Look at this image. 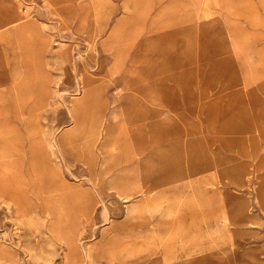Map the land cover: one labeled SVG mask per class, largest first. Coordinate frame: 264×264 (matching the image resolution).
Masks as SVG:
<instances>
[{"label": "rangeland", "instance_id": "374dc122", "mask_svg": "<svg viewBox=\"0 0 264 264\" xmlns=\"http://www.w3.org/2000/svg\"><path fill=\"white\" fill-rule=\"evenodd\" d=\"M255 2L97 0L89 19L86 0L28 1L67 62L50 70L65 100L56 94L35 114L45 89L36 70L11 82V32L22 48L40 24L0 0L10 74L0 75V264H264V0ZM71 29L86 31L61 32ZM100 46L122 83L109 90L119 100L106 110L113 143L99 133ZM68 108L84 146L72 171L56 149ZM84 164L89 178L76 171ZM152 196L159 204L147 207Z\"/></svg>", "mask_w": 264, "mask_h": 264}, {"label": "crops", "instance_id": "0c3cea01", "mask_svg": "<svg viewBox=\"0 0 264 264\" xmlns=\"http://www.w3.org/2000/svg\"><path fill=\"white\" fill-rule=\"evenodd\" d=\"M11 2H13L14 4L18 5L22 14L25 15L27 17V19L29 18L27 15V6H28V1L30 0H10ZM74 3H76L79 0H71ZM89 4H90V12H89V16L88 18L90 19V16L92 14V11L94 9V5H96V1L97 0H86ZM135 2L136 0H132V2ZM169 0H164V3L168 2ZM235 2L238 3V0H233ZM256 0H254L255 2ZM138 3H140V0H137ZM145 3V0H143V3ZM256 3V2H255ZM263 13H264V9H263ZM48 15V13H47ZM254 15L256 16L257 13H254ZM130 17H134V15H131ZM121 18H129V13L128 14H123L121 16ZM29 19H38L39 21V26H40V31L39 34L36 35V37L34 36V34H32L30 31L26 32V38H27V46L25 47H20L17 43L16 37L14 36V34L11 32V38L14 41V47H13V51H11V53L13 52L15 54V69L17 71H19V73L17 74V78L14 81H11L13 83H17L22 75H23V70H36L39 72L41 79L38 81V84L40 87H43L45 89V94L42 96L43 98H45L46 100V105L45 107L37 110L35 112L38 113L40 111H44L47 108V103H49L51 100H53V96L56 94H60V96H64L61 93H59V89L58 88V84H56L55 82V78H54V74L52 72H50V70L53 69H63L66 60L65 57L63 55L64 51L62 50L61 52L59 51V49L57 47H55L54 45H52L53 43V38L54 35H52L50 33V31L46 30L43 28V20L42 18H29ZM88 19V21H89ZM84 31H86L85 29L82 30L81 32L75 31V30H66V31H61L64 33H71L73 35H77L79 36L80 34H82ZM1 38V37H0ZM37 38L39 40H37ZM12 49V48H11ZM132 49V47L130 48ZM100 50V54L104 55L106 57V61H104L103 66L101 67V72L99 73L101 80H104V84L105 87H102V94H101V102L103 103L102 105V109L100 111H98V118L99 121L100 119H102L101 123L99 125H101L102 127H100V131L99 133L102 135L104 141H106V143H113L108 139H105V134L106 131L105 129L107 128L108 125L112 124L113 122H109L106 121V110L108 108L109 105H111V103L113 101L115 102H119L118 97H114L113 94L109 93V90L112 89L113 83H120L122 85L121 82H119L118 80L114 79L111 75H109L108 71L112 70V66H113V61L111 58V53H109L107 50H103L101 46L99 47ZM102 51V52H101ZM138 52V51H137ZM3 53V49L1 48L0 45V55ZM140 52H138L139 54ZM129 54V52H128ZM108 58V60H107ZM130 61H124L123 63H121L120 66H116V68L123 70L129 69ZM8 74L7 70H6V63L4 61V58H2L0 56V75H4V74ZM122 75V73L120 74ZM9 78H10V74H8ZM42 76L44 77V79H42ZM96 83H100L98 81V78L95 77L94 78ZM11 83L8 82L6 83V85H10ZM1 90L5 91V84H1ZM108 91V92H107ZM73 98L76 97V95H71ZM41 97V98H42ZM64 99V97H63ZM65 100V99H64ZM33 102L38 101L36 98L32 99ZM69 102H71V100H68ZM71 105H69L70 107ZM60 113V115H59ZM58 113V116H63V117H67V119H69L67 121L66 124L63 123L62 129L60 130V137L57 138V142H56V149L58 150L59 155L62 157L63 159V164L67 169L71 170L75 167V165L81 160H78L76 157V151H81L83 150L82 148H84L83 143H82V137H81V133L78 130V127H75V121L73 119V113H72V109L68 108V111L66 114L64 111H60ZM96 133V132H95ZM98 134V132H97ZM96 136V135H95ZM66 137H68L67 140ZM96 140V137H95ZM71 141V143H70ZM78 154V153H77ZM82 163V162H81ZM82 166V165H81ZM72 167V168H70ZM76 170V169H75ZM79 175H82V177L85 178H89L90 177V172H89V167L87 164H84L82 166V169L80 170L78 168V170H76ZM65 173H67L65 171ZM74 174V172H72ZM68 175V174H66ZM96 179L94 181H97V175L95 174ZM107 179V178H106ZM66 182H68L69 184L72 183L73 186L75 185V183L77 182V179H73L72 177L70 178H65ZM64 180V181H65ZM99 181V180H98ZM68 186V185H66ZM69 187V186H68ZM75 188V186L73 187ZM2 197V195H1ZM138 261H135V259H123V260H119V262H122L124 264H135L138 263L139 261H144V259H136ZM114 262V261H113Z\"/></svg>", "mask_w": 264, "mask_h": 264}, {"label": "bare ground", "instance_id": "6f19581e", "mask_svg": "<svg viewBox=\"0 0 264 264\" xmlns=\"http://www.w3.org/2000/svg\"><path fill=\"white\" fill-rule=\"evenodd\" d=\"M157 198L158 197H156V196H152L151 198L143 199L142 201L145 202V205L147 207H153L152 205H155V207H156V205L158 206V204H159L158 203L159 200ZM131 209L128 208L127 213H131V211H130Z\"/></svg>", "mask_w": 264, "mask_h": 264}]
</instances>
